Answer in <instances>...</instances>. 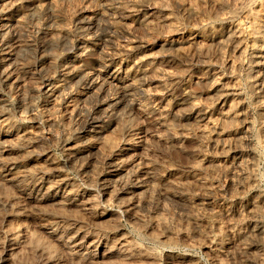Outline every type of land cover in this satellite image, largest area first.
I'll return each instance as SVG.
<instances>
[{
    "label": "bare ground",
    "instance_id": "6f19581e",
    "mask_svg": "<svg viewBox=\"0 0 264 264\" xmlns=\"http://www.w3.org/2000/svg\"><path fill=\"white\" fill-rule=\"evenodd\" d=\"M23 1L0 0V264H260L264 205L246 197L259 179L258 151L264 152V0H170L173 7L167 0L118 1L111 7L119 18L82 11L73 30L53 14L39 42L13 44L5 30L24 23ZM46 1L31 0L32 13L44 18L46 6L58 10L54 0ZM206 1L211 9L199 6ZM194 15L203 17L190 37L176 38L180 21ZM135 24L150 38L117 42L115 53L101 54L104 38L113 41L115 29L128 34ZM160 26L168 33L161 34ZM74 33L78 40L66 51L35 59L34 72L21 63L30 53L65 47ZM213 46L233 49L229 64L244 75L241 81L226 83L215 72ZM173 56L196 61L199 74L180 78L183 96L175 101L168 96L176 74L156 70ZM211 66L213 73L204 74ZM35 74L40 84L28 85ZM202 84L215 94L210 103L196 99ZM18 90L23 99L27 91L42 96L31 118L24 106L15 108L30 122L19 124L11 115ZM136 95H152L158 104ZM89 97L104 99L102 115L82 107ZM135 111L152 118L154 141L175 155L194 154L195 143L213 139L223 142V151L236 148L241 158L229 172L228 189L197 174L214 165L201 149L188 161L186 182L158 176L155 163L141 153L147 135ZM74 118L81 123L68 125ZM191 123L197 129L189 130ZM55 140L66 146L61 159L51 148ZM71 170L81 173L80 181ZM220 192L227 197L223 204L199 203ZM197 246L207 261L193 253Z\"/></svg>",
    "mask_w": 264,
    "mask_h": 264
},
{
    "label": "rangeland",
    "instance_id": "374dc122",
    "mask_svg": "<svg viewBox=\"0 0 264 264\" xmlns=\"http://www.w3.org/2000/svg\"><path fill=\"white\" fill-rule=\"evenodd\" d=\"M26 1V2H25ZM21 3V6L20 7V11L22 13L23 16H25L26 20L24 19V23L21 25V26H18L15 23H12V25L5 30V32H8L9 33V36H10V41L11 43L13 42V44H17V43H27V42H30L32 41L33 43H36V42H39L41 40V35L44 31L45 28H47L45 26V19H50L53 14H59V16L61 17L62 21H61V25H63L64 27L67 25V27H70L71 29H75V26L76 24L78 23L80 17H81V13L82 11H86V12H93V13H107L108 15L110 14V16L112 18H119L118 15L114 14L113 10H112V7L111 6H118L120 4H116L120 2H125V3H129L130 1L128 0H54L57 4V7H58V10H53L52 7L50 6H46L45 7V16L44 18L42 16H39L37 14H33L32 12H34V10L32 9L33 6H32V2L31 0L27 1L25 0ZM44 0V3L45 4H48V1ZM169 1V4L172 6V3L170 2V0H167ZM76 3V4H75ZM99 3V4H98ZM127 3V4H128ZM207 3V5L209 4L207 1L204 2V3H200L199 6L201 7L202 4L203 6L201 8H204L206 7L205 4ZM29 6H28V5ZM102 4V5H101ZM111 4V5H110ZM113 4V5H112ZM86 7V8H85ZM110 7V8H108ZM25 8V9H24ZM206 9H211V4L210 6L208 5ZM214 6H213V11H214ZM68 10V11H67ZM58 11V12H57ZM103 11V12H102ZM112 11V12H110ZM112 13V14H111ZM65 14V15H64ZM47 15V16H46ZM68 15V16H66ZM173 15L176 16L177 18L181 17L180 13L177 12V10L174 8L173 9ZM33 16V17H32ZM49 17V18H48ZM193 17V18H192ZM190 17L189 20H184V21H180L181 24H179V29L176 30L174 36L178 39H186L188 37H190L192 31H193V27L202 19V15H194ZM199 18V19H198ZM44 19V20H43ZM26 21V22H25ZM197 21V23H196ZM66 22L68 24H66ZM189 23V24H188ZM38 24V25H37ZM183 24V25H182ZM182 25V26H181ZM185 25V26H184ZM136 26V24H135ZM43 27V29H42ZM163 27V28H161ZM161 28V29H160ZM160 28L158 29V31L161 33V34H166L168 33V28L164 27V26H160ZM183 28V29H181ZM118 30V31H117ZM165 30V31H164ZM167 30V31H166ZM179 30V31H178ZM27 31V32H26ZM178 31V32H177ZM191 31V32H190ZM4 32V33H5ZM11 32V33H10ZM164 32V33H163ZM111 33V32H110ZM113 41L108 39V38H104L102 41H101V45H102V48L100 50L101 54H113L115 53L116 50L114 49H117L118 46L116 45L117 42L118 43H123L124 41H136V40H143V39H149L150 37L148 36L147 34V31L142 28V27H139L138 25L136 27H134L132 29V31L128 34L124 33L121 29H115L113 33ZM189 34V35H188ZM1 35V34H0ZM126 36V37H125ZM142 38V39H141ZM30 39V40H29ZM27 40V41H25ZM78 40V37H77V34L74 33L70 39V41H68L67 45H65V47H62V46H59V47H56L54 49H50V50H46V51H41V52H38L37 54L35 53H30L29 55L25 56V59H23L21 61V63H25V66H27L28 68L30 67L31 68V71L34 72L35 69V59L37 60L39 56L43 55V56H51L52 54H54L55 52H64L67 50V46L68 48H70V46L72 45V43H76ZM108 40V41H107ZM120 40V41H119ZM24 42V43H23ZM189 48V50H193V47L190 46V45H186V48ZM63 48H66V49H63ZM187 48V49H188ZM214 49H210L211 50V53L213 55V64L214 62L217 64L215 65L214 67L216 68L215 69V72L219 73V75L224 79V82L226 83H231L232 81H241L243 78L242 76V73H239V72H234L231 67H230V64L231 62L234 61L235 59V54H233V49L226 46L224 47L225 50L222 49V52H219V50H217V47L216 46H213ZM63 49V51H62ZM48 51V52H47ZM225 51V52H224ZM218 52V54H217ZM136 53V52H135ZM134 53V54H135ZM40 54V55H39ZM46 54V55H45ZM51 54V55H50ZM133 54V55H134ZM219 55V56H218ZM224 55V57H221V56ZM234 57H233V56ZM26 57H30L27 58ZM217 57V58H216ZM220 58V59H219ZM217 59V60H216ZM220 61H219V60ZM25 60V61H24ZM232 60V61H231ZM186 61V62H185ZM195 61V60H194ZM217 61V62H216ZM219 61V62H218ZM224 62V63H222ZM221 63V65L219 64ZM81 64V63H79ZM195 64H196V61L193 62V61H188L183 59L182 57L180 56H173L172 58H169L166 66H162L161 64H157L156 65V70L159 71L161 74H164L166 71H169V72H173L175 75V80H173V84L174 85V92H172L173 94L172 95H169L168 96V100H172V101H175L178 100V99H181L182 98V86L184 84L183 81H180V78L183 79L185 78L184 80H187L190 76H193V78L197 77L199 74H198V71H196V67H195ZM193 65V67H192ZM225 65V66H224ZM158 66V67H157ZM175 66V67H174ZM213 66H211V69L209 67H206L204 68V71L203 73L206 74V75H209L211 73H213ZM222 68V69H221ZM231 69V70H230ZM34 70V71H33ZM183 71V72H182ZM189 71V72H188ZM222 72V73H221ZM179 73V74H178ZM181 74V75H180ZM185 74V75H184ZM227 77H226V75ZM242 76H241V75ZM188 75V76H187ZM233 75V76H232ZM37 76V77H36ZM231 76V77H230ZM235 76V77H234ZM35 77V78H34ZM34 77H32L31 79L28 80V85H31V84H35V85H39L41 80L40 78L38 77L37 74L34 75ZM233 77V78H232ZM226 78V79H225ZM33 80V81H32ZM178 80V81H177ZM40 81V82H39ZM39 83V84H36V83ZM178 82V83H177ZM180 82V83H179ZM182 82V83H181ZM30 83V84H29ZM181 84V85H180ZM32 86V85H31ZM205 86V87H204ZM200 88V87H199ZM201 92L200 93V97L196 98L198 99V101H201L203 103H210L212 100H214L215 98V94L211 93L209 90H208V85L207 84H202L201 85ZM30 92V91H29ZM28 91L25 92L27 97L25 99H23V95L22 93L18 90L14 93L13 96H15L14 98H16V104L14 105V109L11 111V115L14 117L13 120L19 124L21 123H26L28 120L30 122V118L34 115V113H36V108H38L40 106V103H41V100H42V96L40 94H35L34 97H30L31 95H29ZM245 92H247V90L245 89ZM181 93V94H180ZM179 94V95H178ZM25 95V96H26ZM177 95V96H176ZM6 96L8 98L11 97V94L9 93H6ZM28 96L30 98H28ZM144 96V97H143ZM172 96V97H171ZM214 96V97H213ZM19 97V98H18ZM137 98H139L140 100H142L143 102H150L152 104H155L156 103L158 104V102H156V100L154 99V97L152 95H136ZM36 99V100H35ZM154 101H153V100ZM174 99V100H173ZM212 99V100H211ZM19 100V101H18ZM206 102H205V101ZM211 100V101H210ZM84 101V102H83ZM82 101V107L85 109V110H88V109H93L94 111L97 112V115H102L104 112H105V105L106 103H104V99H94V98H87L86 100H83ZM87 101V102H85ZM37 104V106H36ZM104 104V105H103ZM24 106L27 110V115L30 117V118H27L25 116V119H21L22 117L20 116L18 110H16L15 108L16 107H19V106ZM120 109H122L121 106H118ZM34 109V110H33ZM136 112V117L139 119L140 123L142 125H144V130L146 132V135H147V142L148 144H146L144 147H143V152L141 150V153L145 156V158L148 160H151L155 163L156 165V168H157V171L156 173H158V176H160L161 178L168 180L169 179V182L170 181H174L176 182L177 180L179 181H182V182H186L187 179L185 180L184 179V175L187 174V171L190 170V167H189V160L192 159V156L193 157H198V156H195L196 154L199 155L198 153V149L200 150H204L206 155L210 158V159H214L213 161V166L212 167H209L206 172L205 171H197V174H200L202 175L208 183L212 184L213 186H216V187H219L221 186L222 188L224 189H228V186L230 185V175H229V172L233 169H235V167L237 166V163L240 161V155H239V152H237V149L234 148L232 146V148L228 147L227 149H225V151H223V142L222 141H217V139H213L212 140H207L205 142H199V143H195V147L198 146V148H196V152H194V154L192 153H186L184 151H182L181 153V156L180 154L179 155H175V150H173L174 152L172 153V150L171 148H168L169 150H167V147L166 146H162V144L158 143L157 144V141H154V138L151 136V134L154 133V131H156V126H154V123L152 118H147L143 115H140V113H138L137 111ZM84 116V117H83ZM82 121H84L85 119V115H82ZM215 115L213 114V119H215ZM78 120V121H77ZM81 120V119H80ZM79 119L76 118V121H75V118L72 120V121H68L67 124L68 125H71V124H75L76 122L78 123H81ZM82 125V124H81ZM193 126V127H192ZM42 129H44L45 132L48 131V128L47 127H43L42 126ZM188 129L193 131L194 129H197V125H193L191 123V125L188 126ZM47 130V131H46ZM150 133V134H149ZM150 135V137H149ZM149 138V139H148ZM233 138H229L227 139V142H231ZM212 141V142H210ZM152 142V144H151ZM154 142V143H153ZM156 143V144H155ZM51 144V143H50ZM63 144V145H62ZM151 144V146H150ZM160 145V146H159ZM218 145V146H217ZM51 148L53 150V153L54 155L58 158V159H61L63 158L64 156V151L66 149V146H65V143L62 142V141H56L55 140V143L52 142L51 144ZM146 147V148H145ZM163 147V148H161ZM165 147V148H164ZM194 147V148H195ZM148 150V151H147ZM221 150V151H220ZM234 150V151H233ZM145 151V152H144ZM148 153H147V152ZM168 151V152H167ZM170 152V153H169ZM184 152V153H183ZM198 152V153H197ZM260 152L261 154V157L259 156L258 154V158L256 160V167L257 169L259 170V179L258 181L256 182L255 186L253 187V191L248 194V196L246 197L247 199L251 198L252 196L255 197V199L259 200L261 203V205H264V152L262 151H258ZM146 153V154H144ZM187 155H186V154ZM229 153V155H228ZM150 154V155H149ZM172 154V155H171ZM183 154V156H182ZM189 154V156H188ZM175 155V156H173ZM223 155V156H222ZM176 156H179V157H176ZM191 158H188L190 157ZM165 157V158H164ZM167 157V158H166ZM183 157V158H182ZM212 157V158H211ZM225 157V158H224ZM239 157V158H238ZM182 158V159H181ZM186 158V159H185ZM261 161H260V160ZM221 160V161H220ZM159 161V162H158ZM187 161V163H186ZM219 161V162H218ZM229 161V162H228ZM223 162V164H222ZM169 163V164H168ZM186 163V164H185ZM220 163V164H219ZM234 164V165H233ZM262 166H261V165ZM224 165V167H223ZM187 166V168H186ZM223 167V168H222ZM174 168V169H173ZM161 169V170H160ZM170 169V170H169ZM173 169V170H172ZM173 171V172H172ZM228 171V172H227ZM261 171V172H260ZM263 171V173H262ZM172 172V173H171ZM205 172V173H204ZM89 173H91V175H94V173L92 171H90ZM181 173V174H180ZM184 173V174H183ZM71 176L73 178H75V180H79L81 179L82 175L79 171H75V170H71L70 172ZM173 175V176H171ZM183 175V176H182ZM228 175V176H226ZM81 176V177H80ZM95 176V175H94ZM175 176V177H174ZM180 176H182L180 178ZM261 176V177H260ZM174 177V178H173ZM186 178V177H185ZM185 181H184V180ZM262 181H261V180ZM213 181V182H212ZM261 182V183H260ZM259 183V184H258ZM215 184V185H214ZM217 184V185H216ZM259 190V191H258ZM225 194H222L221 192L220 193H216L215 194V197L214 195L212 196H205L200 198L201 201H204V202H201L199 201L200 204H202L203 206H206V207H210L211 205H214V204H223L224 202V199L225 197L223 196ZM262 196V198H261ZM212 197V198H211ZM224 197V198H223ZM210 198V199H209ZM227 198V197H226ZM212 199V200H211ZM210 200V201H209ZM167 201V202H166ZM165 202L168 203L170 205L171 208H173L174 210H178L179 209V205H176L175 203L171 202V201H168L166 200ZM176 210V211H177ZM223 220V223L225 224L226 223V219H222ZM131 227V226H129ZM132 231V230H131ZM136 238H139L138 235H134ZM184 247L182 248H179V250L182 252L184 251ZM193 253L197 254L196 256L198 258H202L203 260L207 261V256L204 252V250H202L199 246L196 247V249H194ZM202 254V255H201ZM205 254V255H204ZM263 259V260H262ZM240 261H237L236 263H232V264H241V262L239 263ZM260 264H264V254L261 258V263Z\"/></svg>",
    "mask_w": 264,
    "mask_h": 264
}]
</instances>
